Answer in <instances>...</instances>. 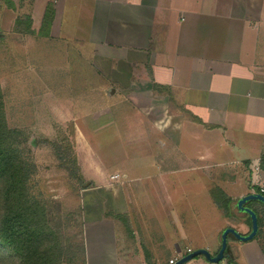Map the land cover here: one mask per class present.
Returning <instances> with one entry per match:
<instances>
[{"label": "crops", "instance_id": "crops-1", "mask_svg": "<svg viewBox=\"0 0 264 264\" xmlns=\"http://www.w3.org/2000/svg\"><path fill=\"white\" fill-rule=\"evenodd\" d=\"M10 1L26 6L19 14L30 16L39 38L72 45L80 57L66 68L94 69L110 88L99 92L108 104L97 114H81L93 118L91 127L79 125L95 135L87 142L97 151L82 164L86 264H123L120 223L128 229L135 207L152 214L180 213L189 200L194 207L201 192L186 182H211L203 166L238 167L222 181L242 187L221 186L227 194L260 190L245 186V176L258 160L264 171V0ZM51 2L54 17L40 31ZM247 205L260 219L254 238L234 235L219 262L199 255L185 264H264V202ZM247 214L239 216L243 233L251 229Z\"/></svg>", "mask_w": 264, "mask_h": 264}, {"label": "rangeland", "instance_id": "rangeland-1", "mask_svg": "<svg viewBox=\"0 0 264 264\" xmlns=\"http://www.w3.org/2000/svg\"><path fill=\"white\" fill-rule=\"evenodd\" d=\"M5 8H9L11 14L3 15ZM26 9L25 5L20 7L10 0H0V84L7 123L20 130L23 156L33 165L29 181L31 194L46 200L51 225L64 236L59 264H86V220L80 191L88 178L82 164L90 163L91 156L97 151L87 142L95 135L83 134L79 125L86 129L91 127L89 121L93 118H82L81 114H97L108 104L99 102V92L108 95L110 88L99 84L94 69L82 72L78 67L66 68L80 57L71 44L39 38L40 32L37 27L33 28V21L30 24L32 31H27L26 22L20 24L22 30H17L15 14L22 17L19 13ZM43 26L42 23L40 31ZM85 101L89 104L80 110ZM202 169L212 178L211 182L207 175H204L207 182L195 183V186L186 182L188 189L201 192L194 207L191 200L184 204L180 213L152 214L146 213L143 207L140 208L142 211L135 207L138 212L128 216V229L123 228L126 223L121 221L120 236L123 240L126 238L127 243L123 264H156V254L164 259L160 264H171L173 254L180 257L199 246L211 248L215 253L220 247L223 229L228 225L240 228L239 216L244 211L237 208L236 201L241 195L228 193L232 197L229 215L215 199L218 187L228 188L231 192L240 190L241 185L236 189L229 185L231 183L222 181L232 174L236 176L238 167L219 165L203 166ZM251 177L252 174L246 172L245 186H252ZM211 190L213 197L209 193ZM253 202V199L249 200V204ZM182 223L187 231L184 244L179 240ZM234 239L236 237L230 233L228 240ZM161 241L168 244L161 245ZM3 262L10 264L7 258Z\"/></svg>", "mask_w": 264, "mask_h": 264}, {"label": "trees", "instance_id": "trees-1", "mask_svg": "<svg viewBox=\"0 0 264 264\" xmlns=\"http://www.w3.org/2000/svg\"><path fill=\"white\" fill-rule=\"evenodd\" d=\"M54 14L51 2L45 13L44 28L50 25ZM24 18H17L15 28L22 30L20 24L26 22L27 31H32V19L29 15ZM4 105L0 84V264H6L5 258L10 264H59L64 236L52 227L46 200L30 192L33 165L23 156L20 130L8 126ZM217 191L215 199L229 215L232 197L221 187ZM146 255L149 256L148 250Z\"/></svg>", "mask_w": 264, "mask_h": 264}, {"label": "water", "instance_id": "water-1", "mask_svg": "<svg viewBox=\"0 0 264 264\" xmlns=\"http://www.w3.org/2000/svg\"><path fill=\"white\" fill-rule=\"evenodd\" d=\"M251 199L264 202V193L259 190H253L241 195L236 201V205L239 210L248 213L251 217V229L249 232L243 233L235 226L228 225L222 231L221 244L219 249L215 253L205 246H199L193 249H189L186 253L178 257L172 264H185L187 261L199 255H203L207 260L216 263L225 258L226 249L228 246V236L230 233L241 240H249L254 238L259 231L260 224L258 212L255 210V208L247 205V202Z\"/></svg>", "mask_w": 264, "mask_h": 264}, {"label": "built area", "instance_id": "built-area-1", "mask_svg": "<svg viewBox=\"0 0 264 264\" xmlns=\"http://www.w3.org/2000/svg\"><path fill=\"white\" fill-rule=\"evenodd\" d=\"M252 184L253 185H259L261 192L264 193V176L263 171L261 169L260 160H258L253 166H252ZM175 259L171 258V264L174 262Z\"/></svg>", "mask_w": 264, "mask_h": 264}]
</instances>
